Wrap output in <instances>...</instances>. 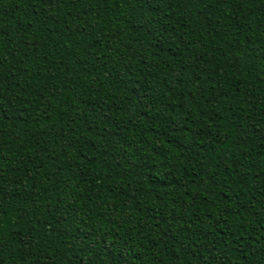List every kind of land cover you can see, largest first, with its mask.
<instances>
[{
  "label": "trees",
  "instance_id": "trees-1",
  "mask_svg": "<svg viewBox=\"0 0 264 264\" xmlns=\"http://www.w3.org/2000/svg\"><path fill=\"white\" fill-rule=\"evenodd\" d=\"M0 264H264V0H0Z\"/></svg>",
  "mask_w": 264,
  "mask_h": 264
}]
</instances>
